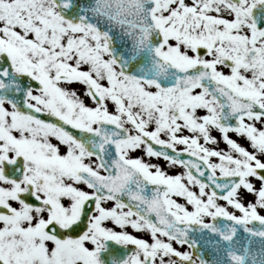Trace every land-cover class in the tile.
Instances as JSON below:
<instances>
[{"label": "snow or ice", "instance_id": "1", "mask_svg": "<svg viewBox=\"0 0 264 264\" xmlns=\"http://www.w3.org/2000/svg\"><path fill=\"white\" fill-rule=\"evenodd\" d=\"M0 264H264V0H0Z\"/></svg>", "mask_w": 264, "mask_h": 264}]
</instances>
